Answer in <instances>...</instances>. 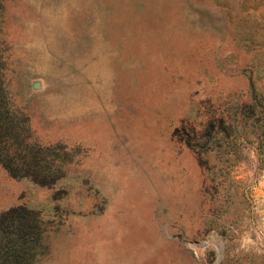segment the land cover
<instances>
[{"label":"rangeland","instance_id":"1","mask_svg":"<svg viewBox=\"0 0 264 264\" xmlns=\"http://www.w3.org/2000/svg\"><path fill=\"white\" fill-rule=\"evenodd\" d=\"M0 54L35 264H264V0H0Z\"/></svg>","mask_w":264,"mask_h":264},{"label":"trees","instance_id":"2","mask_svg":"<svg viewBox=\"0 0 264 264\" xmlns=\"http://www.w3.org/2000/svg\"><path fill=\"white\" fill-rule=\"evenodd\" d=\"M4 57L0 54V165L11 176L47 183L57 165L49 162L40 144L25 134L5 82ZM19 172V173H18ZM31 211L13 208L0 216V264H35L43 245L40 223L28 218ZM45 245V244H44Z\"/></svg>","mask_w":264,"mask_h":264},{"label":"water","instance_id":"3","mask_svg":"<svg viewBox=\"0 0 264 264\" xmlns=\"http://www.w3.org/2000/svg\"><path fill=\"white\" fill-rule=\"evenodd\" d=\"M35 87H37V85H35Z\"/></svg>","mask_w":264,"mask_h":264}]
</instances>
